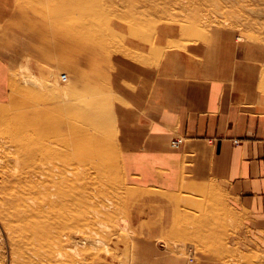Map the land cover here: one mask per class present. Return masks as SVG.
<instances>
[{"label": "rangeland", "instance_id": "1", "mask_svg": "<svg viewBox=\"0 0 264 264\" xmlns=\"http://www.w3.org/2000/svg\"><path fill=\"white\" fill-rule=\"evenodd\" d=\"M102 5L104 12H109L111 25L119 32L130 25H155L158 29L161 24L163 27L167 24L180 28L188 23L187 17L190 18L198 12L201 19L197 21V25L209 37L205 40L204 37L194 36L186 47L180 44L182 40H177L178 36L171 37L163 45L160 54L146 55L140 51L142 56H138L124 44L125 37L126 41H130L128 34H124L123 38L118 34L113 36L98 19L93 18L86 23L83 18L85 11L77 9L68 0H0V89H3L0 91V165L22 163L19 159L21 153L8 138L13 129L9 117L19 109L17 105L42 103L52 99L57 92V89H51L55 82L70 86L78 80L79 71L83 72L80 75L90 73V69L87 70L84 64L80 66L73 61L70 62L71 65L63 67L56 61H48L40 52L33 51L32 43H54L40 11L53 22L60 15L62 21L59 24L62 27L58 26L62 31L80 30L86 37H96L91 34L96 31L102 38L99 41L111 51V54L108 53L109 58L113 56L111 64L120 58L137 65H147L148 68L157 66L160 69L165 64V55L174 52L179 58V61L176 60L179 63L178 69L196 76L204 69L218 70L224 65L226 68H233L237 61H245L254 68L256 91L260 88L264 95V0H102ZM152 41L157 42L156 37ZM193 62L198 70L191 69ZM109 68L110 63H105L99 65L98 69L106 78L104 81L101 74H98L99 81H103L108 87ZM76 86L79 89V85L75 84V89ZM98 86L100 95L108 99L113 108V117L111 115L110 118L109 107L104 110L101 122L104 127L100 131L106 143L122 155L121 160L133 166L136 174L144 177L148 172L154 171L156 179L151 181L144 177L146 182L143 181L140 191L132 194L126 192L117 195L115 187L110 189L109 193L120 204L114 210V215H118L121 220L116 224L113 233L107 236L106 244L99 242L101 245L98 246L105 244L106 249L97 251L94 248L93 257L88 261L85 260L87 254H78L77 258L82 259V264H129L136 251L139 252L137 256L139 255L140 264H222V261L229 263L228 260L233 259L231 254L236 257V264H264V234L254 232L246 225V219L230 204L219 183L206 181L214 185L217 195L222 196L218 197L217 204L211 201L209 205L213 210L207 218L212 222L210 229L213 230L207 232L208 227L203 225L202 228V223L195 222L197 219L190 222L187 217L183 219L176 197H196L203 200V195H197V192L208 188L200 186L202 180L187 174L184 166L172 177L170 161L164 162L166 165L162 169L151 168L150 165L139 168V160L136 159L139 157L131 158L117 137L118 119L114 108L116 104L125 102L114 88L109 87L112 95L110 99L107 92L103 93L102 86ZM182 143L183 139L180 144ZM180 144L174 145L172 142L176 147ZM136 176L134 177L138 178ZM4 181L0 178V184ZM187 183L191 184L190 188ZM174 185H183L185 189L180 186L181 188L172 190ZM15 236L16 233L0 213V264H26L27 259L22 257L14 241Z\"/></svg>", "mask_w": 264, "mask_h": 264}, {"label": "bare ground", "instance_id": "2", "mask_svg": "<svg viewBox=\"0 0 264 264\" xmlns=\"http://www.w3.org/2000/svg\"><path fill=\"white\" fill-rule=\"evenodd\" d=\"M68 3L85 11L83 18L86 23L91 22L93 18L98 19L113 36L118 34L123 38L124 34H128L130 41H126L125 37L124 44L138 56H142L139 54L140 51L146 55L160 54L163 45L171 37L178 36L177 40H182L180 44L184 47L189 46L187 44L194 36L204 37L205 40L209 37L197 25V21L201 19L198 12L190 18L187 17L188 23H184L180 28L167 24L165 27L161 24L158 29L155 25L145 27L130 25L119 32L111 25L109 12H104L102 0H68ZM40 14L50 25L62 27L59 24L62 21L60 15L53 22L41 11ZM112 18L115 19L114 16ZM66 31L72 37H68V41L73 39L70 41L72 45L74 41L81 43L80 50L83 56L77 58V61L81 62V65L84 64L87 70L90 69V73L80 75L83 72L79 71L78 80L70 86L55 82L51 89H57V92L52 99H47L48 101L17 105L19 109L9 117L13 123L12 132L10 137L6 136L17 146L22 163L0 165V178L5 180L0 184V213L16 233L14 241L22 257L27 259L26 264H82V259L77 258L81 253L89 256L85 258L88 261L93 257L94 248L97 251L106 249L107 236L113 233L116 224L121 220L118 219V215H114V210L119 208L120 204L113 198L114 195L109 193L110 189L115 187L117 195L126 192L132 194L140 191L139 187L143 185V181L146 182L144 177L156 179L154 171L148 172L144 177L136 174L133 166L121 160L122 155L106 143L100 131V128L104 127L101 123L104 110L110 107V118L111 115L113 117L112 105L110 106L109 100L100 95L98 86L100 84L104 89L103 93L107 92L110 99L112 98L109 87L113 88L115 68L113 63L111 64L113 56L109 58L108 54L111 51L109 52V48L99 41L102 38L96 31L91 32L96 37H86L80 30ZM150 37L152 39L156 37L157 42L154 43ZM59 45L60 49H64L63 42ZM63 52L68 55L70 50ZM91 52L98 54L92 56V62L86 56H90ZM165 56V64L159 70L163 75H168L169 68L178 69L179 58L174 52H168ZM69 61L66 63L71 65ZM105 63H110L109 87L105 86L103 81H99L98 74H101L104 81L106 80L104 73L98 72L99 65ZM195 64V62L189 64L194 71L198 70ZM212 70L204 69L201 73H211ZM75 84L79 85V89L77 86L75 89ZM199 184L203 188H208L197 192V195H203V200L177 196L176 203L183 219L187 217L188 222L197 219L195 222L202 223V228L203 225L208 227L206 229L208 232L213 230L210 229L212 222L207 218L211 216L213 210L209 205L211 201L214 203L222 196L217 195L214 185L206 181ZM186 185L188 188L191 187L190 183ZM180 186L185 189V186ZM180 186L174 185L171 189L177 190ZM99 242L105 244L98 246L101 245ZM138 253L136 251L129 264H140ZM230 256L233 259L230 258L229 263L222 261V264H236V257L233 254Z\"/></svg>", "mask_w": 264, "mask_h": 264}, {"label": "crops", "instance_id": "3", "mask_svg": "<svg viewBox=\"0 0 264 264\" xmlns=\"http://www.w3.org/2000/svg\"><path fill=\"white\" fill-rule=\"evenodd\" d=\"M43 21L54 43H32L33 51L63 67L67 60L81 66V43L72 45L67 32ZM90 54L91 61L96 54ZM113 65V88L126 103L114 108L118 139L131 158L139 157L138 167L162 169L170 161L172 177L184 166L199 181L219 183L246 225L264 234V95L259 81L256 91L254 68L237 61L195 76L173 67L163 75L157 66L120 58ZM176 139L183 143L173 146Z\"/></svg>", "mask_w": 264, "mask_h": 264}, {"label": "built area", "instance_id": "4", "mask_svg": "<svg viewBox=\"0 0 264 264\" xmlns=\"http://www.w3.org/2000/svg\"><path fill=\"white\" fill-rule=\"evenodd\" d=\"M181 142H182V140L179 139L178 141H173V144H174V145H178V144H180Z\"/></svg>", "mask_w": 264, "mask_h": 264}]
</instances>
